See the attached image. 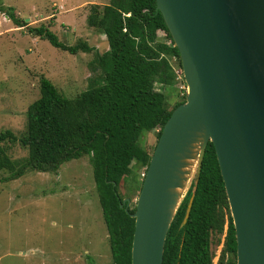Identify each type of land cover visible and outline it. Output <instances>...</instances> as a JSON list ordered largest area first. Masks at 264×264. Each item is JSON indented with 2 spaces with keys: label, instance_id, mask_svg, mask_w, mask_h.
I'll use <instances>...</instances> for the list:
<instances>
[{
  "label": "trees",
  "instance_id": "obj_1",
  "mask_svg": "<svg viewBox=\"0 0 264 264\" xmlns=\"http://www.w3.org/2000/svg\"><path fill=\"white\" fill-rule=\"evenodd\" d=\"M0 12L17 27L27 25L12 7L0 3ZM87 23L101 31L109 44V50L94 61L100 75L74 99L41 78V96L28 108L25 135L19 139L11 130L0 133V172L10 173L0 182L16 180L28 171L56 173L63 164L89 156L113 264H132L136 220L131 214L136 206L129 213L126 204L121 208L125 198L120 186L132 173L133 163L146 171L149 167L152 156L139 144L141 135L160 128L159 139L173 111L185 103L186 98L169 109L166 95L156 88L174 84L170 57H176L180 66L181 57L156 0H113L103 9L93 5ZM29 31L72 55L93 51L86 42L62 43L45 25ZM159 32L165 33L166 40ZM18 142L28 150V157L21 161L13 160L6 149L7 144ZM197 180L189 218L184 222L193 192L171 223L164 264H214L213 241L223 234L218 264H237L236 231L211 142Z\"/></svg>",
  "mask_w": 264,
  "mask_h": 264
},
{
  "label": "water",
  "instance_id": "obj_2",
  "mask_svg": "<svg viewBox=\"0 0 264 264\" xmlns=\"http://www.w3.org/2000/svg\"><path fill=\"white\" fill-rule=\"evenodd\" d=\"M156 2L179 50L188 89L185 103L162 129L131 214L132 264H164L167 235L190 180L175 201L169 191L186 166L176 155L194 160L191 175L198 164L186 222L209 142L236 231L237 264H264V0ZM202 127L201 145L190 151L191 133ZM130 202L121 205L127 213Z\"/></svg>",
  "mask_w": 264,
  "mask_h": 264
},
{
  "label": "rangeland",
  "instance_id": "obj_3",
  "mask_svg": "<svg viewBox=\"0 0 264 264\" xmlns=\"http://www.w3.org/2000/svg\"><path fill=\"white\" fill-rule=\"evenodd\" d=\"M113 0H0L15 9L25 27H17L0 12V133L11 130L19 139L27 130V111L38 100L40 80L49 79L65 97L74 99L100 75L94 63L109 50L101 31L88 26L93 5L103 9ZM47 26L67 45L86 42L92 52L72 55L31 34L30 28ZM162 40L165 33L159 32ZM175 75L172 86L157 84L167 106L184 100L188 86L182 64L170 57ZM186 101V99H185ZM160 128L141 135L140 145L152 156ZM15 161L28 157L21 143L7 144ZM198 165V164H197ZM191 175L183 201L193 192ZM124 177L121 195L136 206L146 168L132 164ZM10 173L0 172L5 178ZM182 205V204H181ZM225 234L213 241L214 264H218ZM0 264H113L108 231L103 218L89 156L63 164L56 173L28 171L24 176L0 182Z\"/></svg>",
  "mask_w": 264,
  "mask_h": 264
},
{
  "label": "bare ground",
  "instance_id": "obj_4",
  "mask_svg": "<svg viewBox=\"0 0 264 264\" xmlns=\"http://www.w3.org/2000/svg\"><path fill=\"white\" fill-rule=\"evenodd\" d=\"M191 134H192L193 138L191 140V144H189L190 151L192 148L193 152H196V150L199 149V146L201 145V141H202L201 136H203V135L205 136L206 130L204 127H202V132L196 131V132H193ZM182 154L183 153H177L176 156H178V158L181 159L180 163H185L186 166L185 167L183 166V168H181L179 170V173H178V176L180 178L178 181L179 185L176 188L170 189V191H169L171 194L174 195L175 201H178V199L180 198L186 184L188 183V180L191 177V171H193L192 167H190V164H192V162L194 160L184 159V158H186V156H184ZM172 208H171V210H172ZM171 210H170V212H171Z\"/></svg>",
  "mask_w": 264,
  "mask_h": 264
},
{
  "label": "crops",
  "instance_id": "obj_5",
  "mask_svg": "<svg viewBox=\"0 0 264 264\" xmlns=\"http://www.w3.org/2000/svg\"><path fill=\"white\" fill-rule=\"evenodd\" d=\"M108 240H109V235H108Z\"/></svg>",
  "mask_w": 264,
  "mask_h": 264
}]
</instances>
